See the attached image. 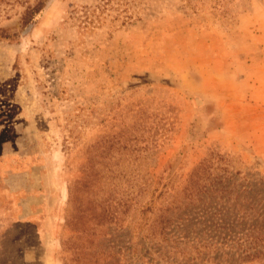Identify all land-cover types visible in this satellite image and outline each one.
Listing matches in <instances>:
<instances>
[{"label": "rangeland", "instance_id": "rangeland-1", "mask_svg": "<svg viewBox=\"0 0 264 264\" xmlns=\"http://www.w3.org/2000/svg\"><path fill=\"white\" fill-rule=\"evenodd\" d=\"M105 2L0 1V264H264V0Z\"/></svg>", "mask_w": 264, "mask_h": 264}, {"label": "trees", "instance_id": "trees-1", "mask_svg": "<svg viewBox=\"0 0 264 264\" xmlns=\"http://www.w3.org/2000/svg\"><path fill=\"white\" fill-rule=\"evenodd\" d=\"M103 1H106L105 2L106 4L116 3L117 9H118L117 17L120 16L121 14H125L124 18H127V19H130L131 15H129L128 13L131 9L132 4L136 2V0H103ZM44 6L45 4H43L42 2H39L35 8H28L24 16L22 17V22L24 23V25H28L32 23L33 19L35 18V15L41 12ZM0 38L11 40V39L16 38V34H13L8 30L1 29Z\"/></svg>", "mask_w": 264, "mask_h": 264}, {"label": "crops", "instance_id": "crops-1", "mask_svg": "<svg viewBox=\"0 0 264 264\" xmlns=\"http://www.w3.org/2000/svg\"><path fill=\"white\" fill-rule=\"evenodd\" d=\"M257 93L260 91V93H261V96H258L260 99H262V98H264V86L262 87H260V86H257ZM260 99H256L257 101H256V103H257V105H259L260 104V106H262V105H264V99H262V100H260Z\"/></svg>", "mask_w": 264, "mask_h": 264}]
</instances>
